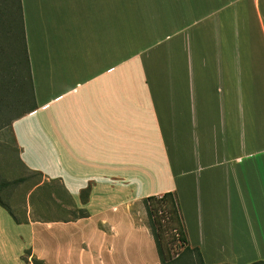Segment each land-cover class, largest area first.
<instances>
[{
	"label": "crops",
	"instance_id": "0c3cea01",
	"mask_svg": "<svg viewBox=\"0 0 264 264\" xmlns=\"http://www.w3.org/2000/svg\"><path fill=\"white\" fill-rule=\"evenodd\" d=\"M19 4L18 157L87 216L0 205V264H160L131 207L167 191L204 264H264V0Z\"/></svg>",
	"mask_w": 264,
	"mask_h": 264
},
{
	"label": "rangeland",
	"instance_id": "374dc122",
	"mask_svg": "<svg viewBox=\"0 0 264 264\" xmlns=\"http://www.w3.org/2000/svg\"><path fill=\"white\" fill-rule=\"evenodd\" d=\"M10 9L13 10L10 24ZM29 77V66L17 13V0H0V198L17 220L25 219L27 213L32 219H65L78 216L81 210L67 209L70 201L60 192L54 181H42L40 173L29 170L20 162L11 123L33 105ZM3 183V185H1ZM55 193L59 202H56ZM131 213L138 223L148 224L147 214L141 202L132 205ZM164 222V221H162ZM160 238L166 257L171 264H198L197 257L190 253L179 256L185 243L169 225L161 226ZM179 256V257H178ZM28 264L25 256L22 257ZM33 264H43L33 262Z\"/></svg>",
	"mask_w": 264,
	"mask_h": 264
},
{
	"label": "trees",
	"instance_id": "16d2710c",
	"mask_svg": "<svg viewBox=\"0 0 264 264\" xmlns=\"http://www.w3.org/2000/svg\"><path fill=\"white\" fill-rule=\"evenodd\" d=\"M10 6L11 4L9 5V9H10ZM17 13L20 16L21 28L23 31V21H22L19 0H17ZM9 14L11 16L10 24H12L11 21L13 19V10L10 9ZM29 77H30V72H29ZM30 83H31V78H30ZM31 92H32V83H31ZM32 109L33 107H31L29 110H32ZM20 115L16 116L14 119L19 117ZM1 185H3V183H1ZM88 193H89V186L81 190L80 199L83 203L86 201ZM141 202L147 214V220H148L147 227L155 242L160 264H171L174 261L173 259L170 260L166 257L165 251L163 249L162 241L160 238V235H161L160 230L164 222H165V225L171 226V228H173L175 232L179 234L180 239L185 243V246L182 252L179 254V256L181 257L187 253L188 254L190 253V255L194 254L198 259V264H204V262L202 261L199 249L197 247H190L188 244L186 231H185V225L182 219L180 206H179L178 199H177L175 192L167 191L160 195H149V196L143 197ZM0 205L6 209L5 205L1 201V198H0ZM78 210L79 211L81 210L82 212L79 215V217L87 216V211L85 209L80 208ZM8 212L15 219L14 215L9 210ZM34 261L38 262L36 260Z\"/></svg>",
	"mask_w": 264,
	"mask_h": 264
}]
</instances>
